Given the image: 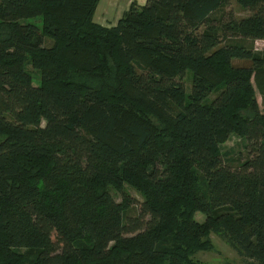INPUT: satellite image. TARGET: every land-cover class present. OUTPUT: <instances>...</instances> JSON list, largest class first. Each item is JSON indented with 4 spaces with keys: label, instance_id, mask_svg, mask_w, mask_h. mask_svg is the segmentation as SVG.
<instances>
[{
    "label": "trees",
    "instance_id": "obj_1",
    "mask_svg": "<svg viewBox=\"0 0 264 264\" xmlns=\"http://www.w3.org/2000/svg\"><path fill=\"white\" fill-rule=\"evenodd\" d=\"M236 1L105 26L100 0H0V264H203L213 232L264 264V0Z\"/></svg>",
    "mask_w": 264,
    "mask_h": 264
},
{
    "label": "rangeland",
    "instance_id": "obj_2",
    "mask_svg": "<svg viewBox=\"0 0 264 264\" xmlns=\"http://www.w3.org/2000/svg\"><path fill=\"white\" fill-rule=\"evenodd\" d=\"M228 10H234V12L238 15H246L248 14L247 10L240 7L236 0H231L229 6L227 7ZM104 15V14H103ZM122 15V11L116 12L115 15L111 13L110 19H108L109 24L116 23L117 19ZM104 17H106L104 15ZM52 42L50 41L51 45ZM255 49L257 51H264V40L258 39L255 41ZM29 69L33 73L34 76V85H39L40 82V74L37 70L33 68L31 64L28 65ZM185 86L188 91H190L191 87V75L190 73L186 75L185 78ZM256 95L260 104V108L264 111V101L262 96L260 95L259 91L256 89ZM45 124V121H43ZM248 142L240 137L238 134H232L231 137L222 144V151L226 161L229 164H239V162H243L248 158ZM126 191L130 193V195L135 199V203L137 201H142L143 197L140 193L134 190L131 187L126 186ZM114 197L121 201L122 197L121 194L113 190ZM134 213V212H133ZM136 213V211H135ZM196 219L199 221L205 220V215L201 212L196 213ZM211 244L210 248H206L203 250L198 251L194 255V259L198 260L200 263L203 264H249L254 262L246 257L241 256L232 246L231 244L222 237L220 234L211 233L210 235Z\"/></svg>",
    "mask_w": 264,
    "mask_h": 264
},
{
    "label": "crops",
    "instance_id": "obj_3",
    "mask_svg": "<svg viewBox=\"0 0 264 264\" xmlns=\"http://www.w3.org/2000/svg\"><path fill=\"white\" fill-rule=\"evenodd\" d=\"M134 2L143 5L146 3V0H100L94 15V20L105 26L116 25L119 19L124 14V12H126L130 8L131 4ZM120 11H122V15L119 17V19H117L116 23H107L108 19H110L111 13L115 15L116 12ZM103 14L106 17H104Z\"/></svg>",
    "mask_w": 264,
    "mask_h": 264
}]
</instances>
